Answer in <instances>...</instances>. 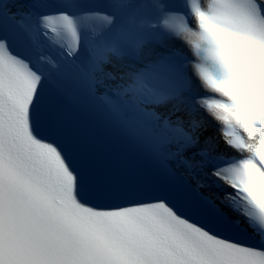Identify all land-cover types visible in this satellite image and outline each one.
<instances>
[{
    "label": "snow or ice",
    "instance_id": "obj_1",
    "mask_svg": "<svg viewBox=\"0 0 264 264\" xmlns=\"http://www.w3.org/2000/svg\"><path fill=\"white\" fill-rule=\"evenodd\" d=\"M209 24L264 47V0H0V264H264V112Z\"/></svg>",
    "mask_w": 264,
    "mask_h": 264
},
{
    "label": "clouds",
    "instance_id": "obj_2",
    "mask_svg": "<svg viewBox=\"0 0 264 264\" xmlns=\"http://www.w3.org/2000/svg\"><path fill=\"white\" fill-rule=\"evenodd\" d=\"M209 27L222 42L226 59L236 74L235 82L226 81L220 87L235 97L240 105L238 114L242 117H247L253 110L264 112V47L244 33L216 28L211 24ZM197 30L198 28L193 29ZM185 42L192 50L187 39ZM208 90L211 92V89Z\"/></svg>",
    "mask_w": 264,
    "mask_h": 264
}]
</instances>
